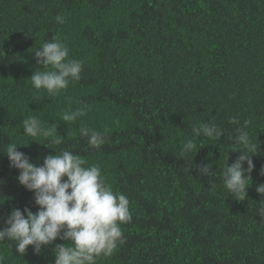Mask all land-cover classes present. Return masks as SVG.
I'll use <instances>...</instances> for the list:
<instances>
[{
	"label": "trees",
	"instance_id": "1",
	"mask_svg": "<svg viewBox=\"0 0 264 264\" xmlns=\"http://www.w3.org/2000/svg\"><path fill=\"white\" fill-rule=\"evenodd\" d=\"M56 36L84 70L49 97L30 78L44 70L35 49ZM81 104L89 106L84 117L62 120ZM30 116L56 131L31 141L21 125ZM245 121L259 152L239 201L222 172L242 154L231 150ZM201 122L223 135L197 138V149L181 155ZM84 126L103 131L106 143L89 146ZM12 142L35 166L61 150L99 164L113 191L128 197L126 243L97 264H264L256 191L264 184V0H0V229L14 208L38 211L2 152ZM195 165H208L210 176ZM60 243L38 255L29 245L20 256L14 242H2L0 264H54Z\"/></svg>",
	"mask_w": 264,
	"mask_h": 264
},
{
	"label": "clouds",
	"instance_id": "2",
	"mask_svg": "<svg viewBox=\"0 0 264 264\" xmlns=\"http://www.w3.org/2000/svg\"><path fill=\"white\" fill-rule=\"evenodd\" d=\"M55 20L59 24L65 23V18L60 15ZM34 56L37 65L44 70L34 71L31 84L36 90L46 91L49 97L58 96L71 83L82 79L84 61L71 58L69 47L59 36L43 42L35 49ZM88 107L81 104L75 110L65 112L62 120L75 122L87 114ZM229 122L240 123L236 117ZM21 125L23 135L33 138L31 141H36V137L47 138L56 131V126L45 128L37 116L23 119ZM247 128L248 121H245L243 127L236 129L231 151L239 150L242 154L230 166L226 164L222 172L224 189L239 201L247 198L250 173L254 168L251 157L259 152V143L253 142ZM79 132L92 148L99 149L106 143L103 131L84 126ZM192 132L193 138L183 144L181 155L197 149V138L219 140L223 135V130L213 122H201L192 128ZM51 143L60 144L61 140L57 138ZM17 145L20 144L9 143L2 152L6 153L10 167L19 170L18 182L33 193L38 211L33 213L25 207L22 212L14 208L6 217L7 226L0 229V243L14 242L15 252L20 256L31 245L38 255L42 246L51 245L59 238L67 243L55 245L54 264H97L99 258L112 257L117 248L126 243L121 225L132 220L128 197L113 191L99 164H89L81 156L61 150L47 155L41 166H35L28 156L17 150ZM195 167L199 175L210 176L208 165ZM260 174L264 175V167ZM256 191L261 195L258 215L264 218V184H258Z\"/></svg>",
	"mask_w": 264,
	"mask_h": 264
}]
</instances>
